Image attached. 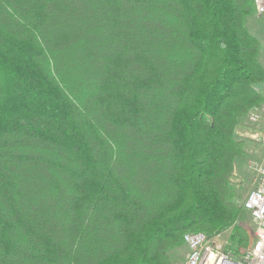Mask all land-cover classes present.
Wrapping results in <instances>:
<instances>
[{"label": "trees", "instance_id": "16d2710c", "mask_svg": "<svg viewBox=\"0 0 264 264\" xmlns=\"http://www.w3.org/2000/svg\"><path fill=\"white\" fill-rule=\"evenodd\" d=\"M254 13L0 0V264H176L190 232L245 249L231 176L264 103Z\"/></svg>", "mask_w": 264, "mask_h": 264}, {"label": "built area", "instance_id": "2783aa9c", "mask_svg": "<svg viewBox=\"0 0 264 264\" xmlns=\"http://www.w3.org/2000/svg\"><path fill=\"white\" fill-rule=\"evenodd\" d=\"M252 1L255 14H264V0ZM254 110L248 114L249 122L258 119ZM242 205L250 216L252 236L245 249H237L238 260L233 259L230 251H223L226 242L216 243V237L190 232L183 235V244L188 249L183 264H264V159L257 168V182Z\"/></svg>", "mask_w": 264, "mask_h": 264}, {"label": "rangeland", "instance_id": "374dc122", "mask_svg": "<svg viewBox=\"0 0 264 264\" xmlns=\"http://www.w3.org/2000/svg\"><path fill=\"white\" fill-rule=\"evenodd\" d=\"M247 28L249 32L259 41L260 44V57L259 61L264 67V14H252L247 20ZM258 115L255 122H243V126L237 128L236 133L246 139L245 157L235 165L234 172L231 176V182L234 189L239 192V197L236 201L242 204L247 197L250 189L257 182V168L264 159V103L254 110ZM253 129V130H252ZM247 229L248 244L252 236V223L250 220L247 224L243 225ZM228 232L215 236L216 243H225ZM177 249L174 254L176 264H183L188 253L185 246ZM237 250L232 249L230 252L234 260H238Z\"/></svg>", "mask_w": 264, "mask_h": 264}, {"label": "water", "instance_id": "95a60500", "mask_svg": "<svg viewBox=\"0 0 264 264\" xmlns=\"http://www.w3.org/2000/svg\"><path fill=\"white\" fill-rule=\"evenodd\" d=\"M254 88H255V89H262L263 86H262V85H255Z\"/></svg>", "mask_w": 264, "mask_h": 264}]
</instances>
